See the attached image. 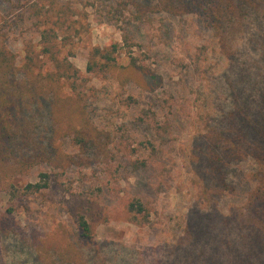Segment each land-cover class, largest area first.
<instances>
[{
	"label": "rangeland",
	"instance_id": "rangeland-1",
	"mask_svg": "<svg viewBox=\"0 0 264 264\" xmlns=\"http://www.w3.org/2000/svg\"><path fill=\"white\" fill-rule=\"evenodd\" d=\"M127 1L25 0L30 9L22 0H0V60L6 57L14 67L22 117L26 122L35 117L40 141L47 138L50 102H37L30 91L31 76L19 73L27 65L42 77L54 71L47 45L81 72L78 80L55 87L63 98L69 86L76 90L77 103L101 133L96 147L102 152L86 156L60 137L61 152L83 157L82 163H64V168L42 163L10 179L17 187L42 181V174L50 180L42 193L15 201L0 195V209H13L22 230L16 236L0 234V264H238L237 242L232 249L220 246L214 235L220 229H210L209 223L199 233L195 229L198 216L208 220L229 214V207L243 202L256 180L253 160L230 164L225 171L229 189L213 196V185L200 167L208 149L199 150L197 142L205 141L206 127L230 104L224 87L229 57L222 59L218 39L201 17L139 11ZM43 33L50 42L44 43ZM250 33L237 38L239 53L233 62L261 79L264 53L247 42ZM124 35L136 46H124ZM113 44L119 47V67L129 68L132 54L139 65L163 78L162 86L144 90L134 82L141 81L140 75L128 70L116 76L88 74L90 50ZM65 125L59 133L64 134ZM132 200L144 206L137 217L128 211ZM80 214L94 229L98 247L70 249ZM223 231L235 238L231 227Z\"/></svg>",
	"mask_w": 264,
	"mask_h": 264
},
{
	"label": "trees",
	"instance_id": "trees-1",
	"mask_svg": "<svg viewBox=\"0 0 264 264\" xmlns=\"http://www.w3.org/2000/svg\"><path fill=\"white\" fill-rule=\"evenodd\" d=\"M24 1L22 0L23 3ZM127 2L133 3L139 11L145 9L147 12L161 13L175 18L189 14L201 17L218 39L222 59L228 61L226 57H229L230 74L226 77L230 76L226 79L224 87L230 95V104L223 113L213 119L211 125L206 127L207 131L202 134L205 141L197 142L199 150L208 149L200 159V167L205 169L207 183L213 185V196L218 190L222 194L229 189L225 171L230 164L253 160L257 165L256 180L244 201L229 207V214L218 213L210 216L208 220L198 216L195 229L199 233L208 223L209 227H218L220 232H214V235L218 237L220 246L223 245L225 248L229 246L232 249L233 241L237 242L235 252L239 257L238 264H264V74L261 79H256L253 73L246 72L248 68L245 69L233 62L234 57L239 53L235 42L246 32H251L247 39L250 46L264 53V0H129ZM24 6L29 8L30 5L24 3ZM252 26L257 28L256 32L253 31ZM52 32L56 31L51 29L50 33ZM46 35L43 33L41 36L44 43L45 40L50 42ZM131 39L129 35H124V46L130 48L136 46L130 42ZM45 50L47 53L53 52L51 61L55 64L54 71L43 77L41 74H33L31 65L19 71L22 77L31 76L30 91L38 98L36 101L42 99L50 102L49 116L46 118L49 126L48 136L43 141H40L36 131L35 117H29L26 122V118L22 117L21 109L19 110L23 98L16 96L13 65L6 57L0 60V195L4 194L8 201L42 193L49 188L50 179L47 174L41 175L43 180L40 182L17 187L10 179L18 173L24 174L23 169H32L42 163L64 168L69 164V167L79 165V162L85 160L77 155H64L59 148L58 138L71 140L86 156H100L102 153L100 147H96L101 133H97L96 128L90 124L86 112L77 103L76 90L69 86L70 93L63 98L55 87L69 84L74 78L78 80L81 72L69 61L60 60L53 48L46 45ZM118 51V44L106 48L93 47L88 55L86 72L94 75L109 73L116 76L118 71L121 70V73L128 70L138 73L141 77L140 82L138 80L128 82L134 81L144 90L154 92L162 86L163 78L154 74L145 65H139L132 54L129 68L119 67L116 58ZM30 61L34 60L30 59ZM70 73L74 74L70 75ZM56 110L61 112V116L57 115ZM54 114L57 116L55 117ZM63 123L67 124L64 134L59 133L63 130L61 127ZM29 144L35 147H30ZM23 145L29 146L32 150ZM64 159L68 162H62ZM128 211L137 217L144 212V206L139 200H132L128 205ZM13 214L11 208L5 211L0 209V234L16 236L22 231ZM189 217L191 218V214ZM75 223L73 237L76 242L74 244L72 240L69 244L70 249L76 250L74 247L82 245L98 247L100 243L88 219L80 214ZM230 227L231 231L235 232L236 238H233L230 232L232 241L229 233L223 231ZM62 238L58 240V244L65 249L68 246H61Z\"/></svg>",
	"mask_w": 264,
	"mask_h": 264
}]
</instances>
